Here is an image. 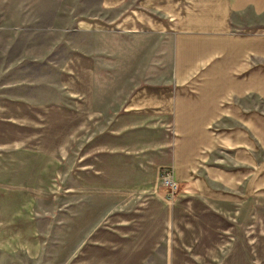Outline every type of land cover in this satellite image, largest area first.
Listing matches in <instances>:
<instances>
[{
  "label": "crops",
  "instance_id": "1",
  "mask_svg": "<svg viewBox=\"0 0 264 264\" xmlns=\"http://www.w3.org/2000/svg\"><path fill=\"white\" fill-rule=\"evenodd\" d=\"M149 27L111 36L119 43L111 53L126 54L132 83L116 103L97 107L90 53L73 55L70 66L72 97L81 98L76 113L91 124L81 157L97 177L86 184L103 188L88 202V218L120 228L140 217L142 231L133 233L146 236L119 246L132 256L103 264H148L153 251L154 264H179L157 256L170 250L173 218L181 229L191 204L193 213L220 198L246 203L253 218L254 204L264 203V0H154ZM164 168L180 185L173 203L160 181Z\"/></svg>",
  "mask_w": 264,
  "mask_h": 264
},
{
  "label": "rangeland",
  "instance_id": "2",
  "mask_svg": "<svg viewBox=\"0 0 264 264\" xmlns=\"http://www.w3.org/2000/svg\"><path fill=\"white\" fill-rule=\"evenodd\" d=\"M151 19L154 0H0V264H103L114 254L132 256L119 246L146 237L133 233L140 217L120 228L88 218V202L103 188L86 184L97 177L81 157L91 124L76 113L81 98L72 97L69 80L73 55L90 53L97 107L118 102L132 83L126 54L111 53L119 50L111 36L145 33ZM160 45L165 52L167 43ZM214 201L193 213L190 202L181 229L173 218L170 250L157 258L243 264L248 256L249 264H264V203L254 204L252 218L250 204Z\"/></svg>",
  "mask_w": 264,
  "mask_h": 264
},
{
  "label": "built area",
  "instance_id": "3",
  "mask_svg": "<svg viewBox=\"0 0 264 264\" xmlns=\"http://www.w3.org/2000/svg\"><path fill=\"white\" fill-rule=\"evenodd\" d=\"M160 181L162 183V186L166 188V197L171 202H174L179 193L180 185L174 178L172 170H170L169 168L162 169L160 173Z\"/></svg>",
  "mask_w": 264,
  "mask_h": 264
}]
</instances>
